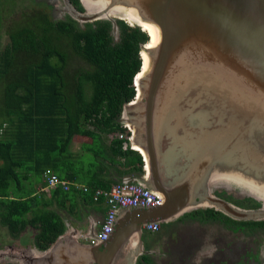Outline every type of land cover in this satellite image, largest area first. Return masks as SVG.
Listing matches in <instances>:
<instances>
[{"label": "water", "instance_id": "95a60500", "mask_svg": "<svg viewBox=\"0 0 264 264\" xmlns=\"http://www.w3.org/2000/svg\"><path fill=\"white\" fill-rule=\"evenodd\" d=\"M79 2L86 8L82 21L125 16L141 30L143 22L156 29L154 44L140 47L138 72L140 52L146 68L134 76L133 99L121 112L128 144L138 147L132 149L143 162L142 175L132 181L158 195L161 205L119 210L108 240L94 245L81 240L95 229L80 234L64 221L46 249L22 248L35 249L31 264H131L144 223L197 207L264 219V204L243 211L212 192L239 189L264 201V0Z\"/></svg>", "mask_w": 264, "mask_h": 264}, {"label": "trees", "instance_id": "16d2710c", "mask_svg": "<svg viewBox=\"0 0 264 264\" xmlns=\"http://www.w3.org/2000/svg\"><path fill=\"white\" fill-rule=\"evenodd\" d=\"M69 1L81 10L78 0ZM40 22L39 29L12 30L0 50V224L14 237L29 230L33 246L45 249L64 230L63 216H75L77 202L94 203V188L143 173L139 152L123 149L114 133L124 130L119 115L133 99L148 36L121 19L114 20L117 40L109 20L79 24L47 15ZM75 135L89 139L79 155L68 148ZM45 168L89 191L35 192Z\"/></svg>", "mask_w": 264, "mask_h": 264}, {"label": "flooded vegetation", "instance_id": "af4514ba", "mask_svg": "<svg viewBox=\"0 0 264 264\" xmlns=\"http://www.w3.org/2000/svg\"><path fill=\"white\" fill-rule=\"evenodd\" d=\"M29 1L32 6L28 7V11L32 13V17L29 15L28 25L21 27L39 29L40 27H37L36 24H41V17L44 18L48 15L52 19V5L46 4V0ZM12 3L10 0L8 6L0 5V28L5 31V27L7 32V42L2 43L1 50L9 42V33L13 29L21 28H14L8 24L5 26L6 23H2L4 19H1L6 14L4 12L11 10ZM36 3H44L45 7L36 12L34 9ZM212 192L216 197L243 211H253L261 207L257 201L243 193L233 194L222 188ZM159 210L160 208L156 211ZM98 220L100 218H97L93 223V229H96ZM153 222L157 223L155 231L141 228L140 242L139 245H134L132 250L134 259L131 264H264L263 218L232 217L214 207L205 206L184 211L168 220H161L157 217ZM22 234L18 235L16 239L10 238L14 237L10 235L8 238L11 239L10 242H20ZM31 236L32 234L29 233V239L25 242L21 240L24 242L23 244L30 243L33 246V236ZM83 242L85 241L83 240ZM2 246L0 244V248ZM35 249L28 251L43 250L36 247ZM130 260L131 253L127 262Z\"/></svg>", "mask_w": 264, "mask_h": 264}, {"label": "built area", "instance_id": "2783aa9c", "mask_svg": "<svg viewBox=\"0 0 264 264\" xmlns=\"http://www.w3.org/2000/svg\"><path fill=\"white\" fill-rule=\"evenodd\" d=\"M121 126L124 130L115 132L114 136L124 140L122 142L123 149L126 147L132 149L128 144L130 130L125 125ZM71 187L81 192L89 191L85 184L60 178L50 168H45L41 173V185L38 187L37 192H43L48 195L56 188L66 191ZM91 196L94 203L104 205L102 218L96 222L95 231L90 237L83 239L91 245L104 243L108 240L114 229L116 215L119 210L153 208L161 203L158 195L133 181H119L112 183L108 188H94ZM142 229L155 231L157 223L153 221L144 223Z\"/></svg>", "mask_w": 264, "mask_h": 264}, {"label": "rangeland", "instance_id": "374dc122", "mask_svg": "<svg viewBox=\"0 0 264 264\" xmlns=\"http://www.w3.org/2000/svg\"><path fill=\"white\" fill-rule=\"evenodd\" d=\"M9 1L10 0H1L0 5L8 6L9 5ZM54 1H56V3H54ZM78 1H80V0H78ZM12 2L13 3H12L11 10L9 12L8 11L4 12L6 14L1 19V20L4 19L2 21V23H6L5 26H8V25H10L12 27L14 26V28L21 27L23 25H28L29 22H28L27 18H28L29 15L32 17V13H29V11H28V7L32 6L31 1H29V0H16V1L12 0ZM45 3L52 5V21L57 20V19H62L65 16H68L71 19H73L74 21L76 20V22H78L79 24H81L82 22H86V21L80 20V18H79L80 14H85V11H86L85 5L83 3H81V2H79V4L81 3L80 4L81 10L76 9L69 0H46ZM43 4L42 3H40V4L36 3L35 7L33 5V7L36 10V12L39 9H42L43 7H45ZM45 11H46V9H45ZM106 18H109L107 20L121 19L127 25L135 26V23L132 20H130V18H127L125 16L124 17L123 16L122 17H116L114 15H109ZM36 23H37V21H36ZM4 30L5 31H3L2 28H0V32L2 31V34H0V50H1L2 43H6L7 42V36H6L7 32H6V28L5 27H4ZM111 34L113 36V40H117V38H118L117 29H114V30L112 29ZM1 91L2 90H0V93H1ZM119 120H122V121H119L121 123V125H123V123L127 120V115H126L125 111L121 112ZM82 140H84V142H82ZM88 141H89V139H87L85 137H82L80 135H77V136L75 135V136L72 137L68 148H69V150L72 153H77L79 151L78 149H80V145L82 143H85V142H88ZM223 184H224V182H223ZM237 192H241V191H239V189H238ZM232 193L236 194L235 192H232ZM241 193H243V192H241ZM243 195H246L247 197H250L253 200L257 201L260 206L262 204H264V201L262 199L257 197L255 194H252L251 192H248V191L246 192L245 191L243 193ZM75 211H78V209L77 210L75 209ZM70 219L74 220L75 217L74 216H70ZM95 219H97V218H95ZM71 222L74 223L72 225V226H74L75 225V220L71 221ZM29 233H30L29 230L25 231L22 234V239H20V242L19 241L10 242V240H11L10 238L16 239L17 237L8 238V236L10 234H8V232L5 229V227L0 224V241H1L0 244L3 245L0 248V264L5 263L6 261H11V259L13 258V255H17V256L24 255L26 258H24L22 260V264H31L32 263V260L30 259V256H32L34 254L29 252L28 250L22 249V248L30 245V243L23 244L27 239H29L28 238ZM21 240H23L24 242L21 241ZM81 242H83V240H81ZM17 264H19V262H17Z\"/></svg>", "mask_w": 264, "mask_h": 264}, {"label": "crops", "instance_id": "0c3cea01", "mask_svg": "<svg viewBox=\"0 0 264 264\" xmlns=\"http://www.w3.org/2000/svg\"><path fill=\"white\" fill-rule=\"evenodd\" d=\"M82 142H84V140H82ZM78 150H77L78 152L74 153V154H76V155L82 154V150L81 149H78ZM65 179L70 180L69 178H65ZM21 183L25 184L26 180L23 179ZM77 183H79V182H77ZM40 185H41V178H40L39 182H37L36 184H33L35 192L38 191V187ZM49 194L48 195L45 194V196H49ZM77 204L79 205V209H78L77 213L74 216L75 217V219H74L75 220L74 227L75 226H76V228L80 227L81 230H78L79 233L80 234H86V233H88L89 229L92 228V225H93V223L96 220L95 218H100V219L102 218V215H103V212H104V205H102L101 203H93L92 205H86V204H84L83 202H80V201L77 202ZM66 205L68 206V204H66ZM63 220L68 222L69 225H73L74 224L73 222L70 221V216L69 215L68 216L64 215L63 216Z\"/></svg>", "mask_w": 264, "mask_h": 264}, {"label": "bare ground", "instance_id": "6f19581e", "mask_svg": "<svg viewBox=\"0 0 264 264\" xmlns=\"http://www.w3.org/2000/svg\"><path fill=\"white\" fill-rule=\"evenodd\" d=\"M142 30H144L145 32H147V36H148V39L145 43V47H149V46H152L154 44V42L156 41V29L153 25L149 24V23H145L143 22L142 25ZM140 55L142 57V67H141V72L146 68V56L144 54V52H140ZM141 72H137L136 74V78H138V76H140ZM133 148H135L136 150H139L137 146H133ZM240 183V186H244L246 185V183L242 182V181H238Z\"/></svg>", "mask_w": 264, "mask_h": 264}]
</instances>
